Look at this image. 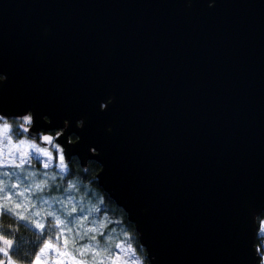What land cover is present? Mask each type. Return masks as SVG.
I'll return each instance as SVG.
<instances>
[{
	"label": "water",
	"instance_id": "water-1",
	"mask_svg": "<svg viewBox=\"0 0 264 264\" xmlns=\"http://www.w3.org/2000/svg\"><path fill=\"white\" fill-rule=\"evenodd\" d=\"M47 1L45 18L0 4V116L29 112L30 136L65 123L40 144L99 165L151 264H257L264 0ZM43 18L61 69L21 75L12 23Z\"/></svg>",
	"mask_w": 264,
	"mask_h": 264
},
{
	"label": "rangeland",
	"instance_id": "rangeland-1",
	"mask_svg": "<svg viewBox=\"0 0 264 264\" xmlns=\"http://www.w3.org/2000/svg\"><path fill=\"white\" fill-rule=\"evenodd\" d=\"M21 127L24 128V124H21ZM6 131L4 125L0 124V215L2 212L13 214L12 216L17 220H23L28 224L33 223L32 225L36 229L43 230L36 226L37 223L45 224V219L55 221L53 217L47 216L48 211H53L56 217L65 221L67 228L72 229L71 232H68L67 228L56 226L52 237L43 241V245L27 264H37V256L40 257V264H60L61 261L63 264H81V262L82 264H114V262L115 264H141V260L135 255V252L132 249L129 251V247H116V251L111 253L107 248L97 246V241L93 239L94 235L91 238L90 236L91 233L95 234L99 231L101 220L95 214H91V208L89 211L80 208L78 211L72 212L75 205H78L73 197L56 199V197L45 196L42 190L35 189V185L38 183L43 181L48 183L51 173L61 175L68 171L64 160L61 162L62 156L57 151L49 150L47 151L49 156H44L37 151V148H34L33 159L38 162V168L33 167L32 156L29 155L33 146L23 141L10 140ZM45 164H48L47 168L44 167ZM17 165L20 166L17 167ZM37 174H40L39 177L36 176ZM25 188L28 190L25 191ZM21 192L24 194L19 195ZM17 205L20 206L17 207ZM63 210L65 212L60 215ZM80 211L82 212L80 213ZM69 221L71 223H68ZM93 228L97 231H89ZM46 230L48 231V227ZM45 243H50L53 247L41 253ZM5 253L7 252L1 246L0 256L3 258L4 264H21L12 260L11 256Z\"/></svg>",
	"mask_w": 264,
	"mask_h": 264
},
{
	"label": "trees",
	"instance_id": "trees-1",
	"mask_svg": "<svg viewBox=\"0 0 264 264\" xmlns=\"http://www.w3.org/2000/svg\"><path fill=\"white\" fill-rule=\"evenodd\" d=\"M94 161L79 168L77 161L71 160L67 166L69 170L66 174L51 173L49 182L42 189L47 197L56 199L64 197H73L78 205H75L76 211L91 210L100 219L99 231L91 233L90 238L95 237L96 244L100 248L116 251V245L129 247L135 252V255L141 260V264H151L146 256V250L140 244L138 232L134 224L127 218L124 209L114 202L108 193L98 184L96 174L100 167ZM37 174L36 176L39 177ZM91 208V209H89ZM65 212L61 211L60 215ZM82 211H80L81 213ZM13 215V214H12ZM9 213L0 215V234L11 241L12 247L8 255L17 263H28L36 251L43 245V241L52 237L55 221L45 219L43 230L36 229L34 225L24 223L23 220H16ZM90 220V219H88ZM255 241L262 253L257 264L264 263V211L256 217ZM104 227H101V225ZM32 225V226H31ZM48 227V231L46 228ZM93 241V239H92Z\"/></svg>",
	"mask_w": 264,
	"mask_h": 264
},
{
	"label": "flooded vegetation",
	"instance_id": "flooded-vegetation-1",
	"mask_svg": "<svg viewBox=\"0 0 264 264\" xmlns=\"http://www.w3.org/2000/svg\"><path fill=\"white\" fill-rule=\"evenodd\" d=\"M36 0H0V4L2 6H8L13 8H20L23 12L29 7V10L33 9V11L38 12L37 15L41 18V16L44 18L49 15V10H51L50 1L42 2V6H39L36 2ZM38 2V1H37ZM37 19L29 21L27 19L22 20L18 24V21H14L12 23V26L15 28L12 30L13 37L11 38V44L10 45V53L9 56L12 61V66H14V69L21 73V75L25 74H31V76L35 75H47L49 73L55 74L57 71L61 69L62 61L60 59V54L58 53L60 49H55V45L53 46L49 44V22L48 19ZM55 38V37H54ZM59 45H61L59 43ZM50 49L55 50L53 53H51ZM13 69V70H14ZM4 73H0V85L4 82L3 80ZM30 115L29 112H27L25 115H19L16 117L13 116H7L6 118H2L0 116V124L5 125L8 124L7 131L9 135V139L17 142V141H23L26 144H30L33 146L32 152H29V155L32 156L33 160V167H37L38 162H36L33 158L35 149H46V151L52 150L57 151L62 157L63 156V150L60 148V145H57L56 142L52 141L48 147H45L40 144L39 140L42 136L47 137H53L58 135L62 132V130L65 128V123L63 124V128H60L59 130L56 129H38L37 133L34 136H30L27 133V130L29 129L31 124H25L21 120V117ZM46 121L45 118H43ZM20 124V125H19ZM21 124H24V128L21 127ZM79 125V123H77ZM22 128V129H21ZM26 129V131H25ZM69 143L74 142L76 140V137L74 134H69L67 136ZM65 167L67 168L69 162L71 160H75L78 163V166L80 168L78 159L74 156H70L69 160H65L63 158ZM88 163V160L86 161L85 165ZM69 170V168H68ZM17 220V218H15ZM2 235V234H0ZM5 236V235H4ZM9 240V239H8ZM11 242V241H10ZM2 245H0L1 247ZM4 248V246H2ZM12 247V246H11ZM10 247V248H11ZM5 249V248H4ZM6 251V250H5ZM10 251V249H9ZM9 251H6L9 253ZM0 261H3V258L0 256ZM4 263V261H3Z\"/></svg>",
	"mask_w": 264,
	"mask_h": 264
},
{
	"label": "snow or ice",
	"instance_id": "snow-or-ice-1",
	"mask_svg": "<svg viewBox=\"0 0 264 264\" xmlns=\"http://www.w3.org/2000/svg\"><path fill=\"white\" fill-rule=\"evenodd\" d=\"M6 130H7V127H5V131ZM44 139H45V141H49L50 142V138L49 137L46 136V137H44ZM37 151H39L40 153H42L44 156H49V153L46 150H44V149H37ZM25 155H27V154H25ZM61 162H63V157H61ZM21 163H23V161H21ZM19 166L20 165H17V167H19ZM62 166H63V164H62ZM44 167L47 168L48 167V164H45ZM46 185H47V181H43L41 183L36 184L35 185V189L36 190H42L43 187H45ZM13 187H16V186L13 185ZM27 190L28 189L25 188V191H27ZM23 194H24L23 192L19 193V195H23ZM19 206L20 205H17V207H19ZM75 211H76V209L73 208L72 209V212H75ZM37 215H39V213H37ZM47 216L53 217L55 219V224H56V226L58 228H67V225L65 224V221L62 220V219H60L59 217H56L55 216V213L53 211H48L47 212ZM21 218L23 219L24 217H21ZM68 223H71V221H69ZM36 226L39 227V228H44L45 227V225L42 224V223H37ZM101 227H104V225L102 224ZM67 231L68 232H71L72 229L71 228H67ZM89 231L95 232V231H97V229L93 228V229H90ZM93 239H95V237H93ZM67 242L68 241L66 240L65 243L67 244ZM10 243H11L10 241H5V244L6 245H10ZM52 247H53L52 244L45 243L44 248L41 249V253H43L46 249H50ZM116 247L119 248L120 245H116ZM129 251H131L130 248H129ZM5 254H7V253H5ZM61 254H64V253H61ZM117 260H119V257H117ZM37 264H40V257L39 256H37ZM60 264H63V261H61ZM81 264H82V262H81ZM114 264H115V262H114Z\"/></svg>",
	"mask_w": 264,
	"mask_h": 264
},
{
	"label": "clouds",
	"instance_id": "clouds-1",
	"mask_svg": "<svg viewBox=\"0 0 264 264\" xmlns=\"http://www.w3.org/2000/svg\"><path fill=\"white\" fill-rule=\"evenodd\" d=\"M5 79H6V77L3 75V80H5ZM21 120L25 124H31L32 123V116L31 115H27V116L21 117ZM4 127H8V124H5ZM25 131H26V129H25Z\"/></svg>",
	"mask_w": 264,
	"mask_h": 264
}]
</instances>
